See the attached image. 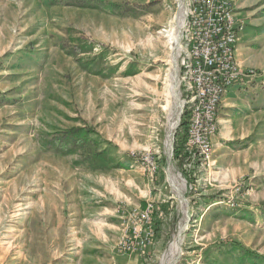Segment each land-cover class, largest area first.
Here are the masks:
<instances>
[{
  "label": "rangeland",
  "instance_id": "374dc122",
  "mask_svg": "<svg viewBox=\"0 0 264 264\" xmlns=\"http://www.w3.org/2000/svg\"><path fill=\"white\" fill-rule=\"evenodd\" d=\"M189 1L0 0V264H264V0H235L242 76L204 165L184 153Z\"/></svg>",
  "mask_w": 264,
  "mask_h": 264
},
{
  "label": "built area",
  "instance_id": "2783aa9c",
  "mask_svg": "<svg viewBox=\"0 0 264 264\" xmlns=\"http://www.w3.org/2000/svg\"><path fill=\"white\" fill-rule=\"evenodd\" d=\"M243 29L235 14V0L189 1L178 79L183 96L181 112L189 121L184 153L201 165L214 155L213 138L225 94L242 76L236 44ZM142 160L156 169L149 156ZM152 210L149 204L129 213L128 231L133 239L143 243L150 234ZM126 246L131 247L127 241Z\"/></svg>",
  "mask_w": 264,
  "mask_h": 264
},
{
  "label": "bare ground",
  "instance_id": "6f19581e",
  "mask_svg": "<svg viewBox=\"0 0 264 264\" xmlns=\"http://www.w3.org/2000/svg\"><path fill=\"white\" fill-rule=\"evenodd\" d=\"M179 22H180V24L177 26L176 31L174 30L175 32L172 33L170 30H165V31L169 32L168 36L170 37L169 39L171 40V43H172V47H171L172 49L178 48V47L181 46V44H180V37H181L180 27L182 28V26L184 25L183 24L184 23V17H181ZM173 60H175L174 59V55H173ZM173 80H174V78H173ZM170 89H171L172 94L176 97V94H175L176 93V88H175L174 82H173V84H172ZM176 98L178 99V97H176Z\"/></svg>",
  "mask_w": 264,
  "mask_h": 264
},
{
  "label": "trees",
  "instance_id": "16d2710c",
  "mask_svg": "<svg viewBox=\"0 0 264 264\" xmlns=\"http://www.w3.org/2000/svg\"><path fill=\"white\" fill-rule=\"evenodd\" d=\"M185 124H186V122H185ZM184 126V122H182V127ZM70 134H71V137H69L68 136V141H72L73 143H75V141H77L78 140V135L79 134H77V131H71V132H69Z\"/></svg>",
  "mask_w": 264,
  "mask_h": 264
},
{
  "label": "crops",
  "instance_id": "0c3cea01",
  "mask_svg": "<svg viewBox=\"0 0 264 264\" xmlns=\"http://www.w3.org/2000/svg\"><path fill=\"white\" fill-rule=\"evenodd\" d=\"M237 8H238V7H237ZM241 13H242L241 11H237V14H238L239 17H241ZM235 86H236V85H235ZM231 88H232V87H231ZM231 88H230V89H231ZM230 89H229V91H230ZM229 91H228V92H229Z\"/></svg>",
  "mask_w": 264,
  "mask_h": 264
},
{
  "label": "water",
  "instance_id": "95a60500",
  "mask_svg": "<svg viewBox=\"0 0 264 264\" xmlns=\"http://www.w3.org/2000/svg\"><path fill=\"white\" fill-rule=\"evenodd\" d=\"M179 120H180V118H179Z\"/></svg>",
  "mask_w": 264,
  "mask_h": 264
}]
</instances>
